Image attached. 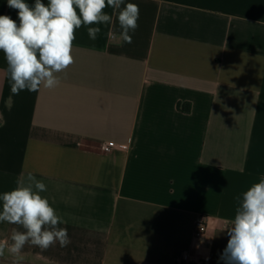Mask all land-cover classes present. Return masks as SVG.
<instances>
[{
    "label": "crops",
    "instance_id": "obj_1",
    "mask_svg": "<svg viewBox=\"0 0 264 264\" xmlns=\"http://www.w3.org/2000/svg\"><path fill=\"white\" fill-rule=\"evenodd\" d=\"M125 3L132 43L115 15L95 41L81 26L53 89L13 95L0 52V194L30 171L66 221L71 243L26 245L29 263L224 264L234 197L264 176V0Z\"/></svg>",
    "mask_w": 264,
    "mask_h": 264
},
{
    "label": "clouds",
    "instance_id": "obj_2",
    "mask_svg": "<svg viewBox=\"0 0 264 264\" xmlns=\"http://www.w3.org/2000/svg\"><path fill=\"white\" fill-rule=\"evenodd\" d=\"M7 5L18 10L19 20L0 15V52L13 95L60 84L57 74L75 62L73 42L81 26L95 41L100 25L108 26L115 15L119 39L131 44L129 33L138 27L140 15L139 6L125 0H47V4L35 0L33 5L27 0H7ZM106 8L113 10L112 15ZM45 191V183L29 171L14 189L0 194V222L19 226L8 239L0 240V264H26V245L46 251L57 243L60 247L71 243L67 228L60 226L66 221L41 195ZM234 199L238 206L232 226L226 228L229 239L220 259L224 264H264V176Z\"/></svg>",
    "mask_w": 264,
    "mask_h": 264
},
{
    "label": "built area",
    "instance_id": "obj_3",
    "mask_svg": "<svg viewBox=\"0 0 264 264\" xmlns=\"http://www.w3.org/2000/svg\"><path fill=\"white\" fill-rule=\"evenodd\" d=\"M128 145L117 144L113 141L102 143L100 145V151L103 153H110L113 150L128 151ZM207 220L206 216H199L196 218L193 226V232L195 237H202L207 230Z\"/></svg>",
    "mask_w": 264,
    "mask_h": 264
},
{
    "label": "water",
    "instance_id": "obj_4",
    "mask_svg": "<svg viewBox=\"0 0 264 264\" xmlns=\"http://www.w3.org/2000/svg\"><path fill=\"white\" fill-rule=\"evenodd\" d=\"M26 264H33V263L26 262Z\"/></svg>",
    "mask_w": 264,
    "mask_h": 264
}]
</instances>
